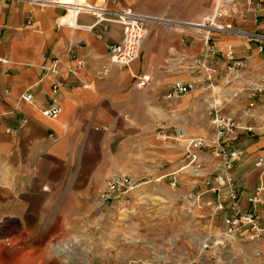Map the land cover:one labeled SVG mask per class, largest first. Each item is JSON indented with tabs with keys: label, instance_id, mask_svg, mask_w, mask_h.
<instances>
[{
	"label": "crops",
	"instance_id": "obj_1",
	"mask_svg": "<svg viewBox=\"0 0 264 264\" xmlns=\"http://www.w3.org/2000/svg\"><path fill=\"white\" fill-rule=\"evenodd\" d=\"M193 1L203 0H86L159 19L148 25L140 58L123 67L108 49L123 37L119 23L89 29L96 17L81 13L83 27L73 29L64 24L65 6L0 0V264H70L59 245L73 243L83 220L106 217L101 193L114 175L169 180L178 200L196 197L205 180L224 170V155L208 145L196 151L195 166L185 167V143L174 138L182 130L211 140L215 107L238 127L224 147L237 153L230 174L239 210L254 212L264 226V189L258 191L264 186V0H230L218 22L232 29L222 31L197 27L204 17L199 7L183 10ZM206 1L212 8L213 0ZM56 59L58 75L43 68ZM141 74L151 81L140 89ZM176 81L193 90L167 99ZM51 107L59 109L56 117L43 114ZM196 166L201 176H194ZM216 202V193H206L188 206L201 213L196 217L211 216ZM227 214L230 209L217 218L223 222ZM252 241L246 239L247 255L255 249L264 258V236Z\"/></svg>",
	"mask_w": 264,
	"mask_h": 264
},
{
	"label": "rangeland",
	"instance_id": "obj_2",
	"mask_svg": "<svg viewBox=\"0 0 264 264\" xmlns=\"http://www.w3.org/2000/svg\"><path fill=\"white\" fill-rule=\"evenodd\" d=\"M217 1L213 0L212 8L206 0L193 1L183 10L195 13L199 7L202 21L209 26L218 9L227 13L230 6V0H221L220 7ZM147 180H140L141 184L123 198L105 204L112 208H107L106 217L99 222L96 213L75 226L73 243L59 245V250L69 256L70 264H264L257 250L247 255L243 237H229L223 245H216V240L222 238L211 233L210 225L217 223L214 228L223 234L224 213L220 214L221 219L215 212L196 217L194 214L201 213L189 210L188 203L193 206L190 199L178 200V191L170 188L169 180L165 185Z\"/></svg>",
	"mask_w": 264,
	"mask_h": 264
},
{
	"label": "built area",
	"instance_id": "obj_3",
	"mask_svg": "<svg viewBox=\"0 0 264 264\" xmlns=\"http://www.w3.org/2000/svg\"><path fill=\"white\" fill-rule=\"evenodd\" d=\"M36 5L39 8H45L49 5H60L67 8L68 17L65 19L64 24L73 29H81L78 23V16L81 13L93 14L96 17L95 24L89 26V29L94 28L101 23H119L123 27V37L118 43L111 44L109 46V55L111 61L119 66H129L140 58L144 41L148 35V25L152 21H158L159 19L138 13L131 8H125L122 10H110L104 7H96L81 0H72L70 3L63 2L62 0H27ZM252 1V0H249ZM224 13L221 10L215 12L214 17L209 23V27L222 31L224 29L231 30V27H223L215 22H218ZM199 26V27H206ZM228 57L234 61V52L232 49L228 51ZM61 61L56 59L49 67L43 66L44 69L52 72L54 75L60 73L59 65ZM236 65V63L234 64ZM151 81L150 75L141 74L136 77L135 86L138 88H144ZM193 84L184 81H176L171 85L170 91L167 95V99H179L187 95L193 90ZM255 95V94H254ZM26 101L31 100V95L23 97ZM43 114L48 117H56L59 114V109L51 107L43 110ZM212 124L215 128V133L211 140H207L203 137H188L185 131H179L177 137L174 138L176 142L186 141L185 149L187 152L188 163L185 167L195 166L197 160L196 151L208 145H212L218 148L219 152L224 155V170L221 173L216 174L212 179L204 181L205 190L200 191L196 197L190 200L192 205L198 204L201 197L206 193H216L217 202L214 204V211L216 213L224 212L228 209L231 210V214H227L223 219L224 232L219 235V240H216V245H223L224 239L231 237H243L250 241L259 239L264 236V226L260 224L259 218L254 212H241L239 210L240 195L235 187L233 178L230 171L234 166V161L237 153L230 152L224 147V143L230 135H233L238 127L235 120L221 112L218 108L212 110ZM243 129V128H242ZM244 130L252 131V128L247 127ZM158 134L163 139H170V137L164 135L162 129L158 130ZM183 167V169L185 168ZM194 176L198 177L202 175V169L199 166L193 167ZM214 183H217L216 186ZM141 183L138 179L128 175L119 174L114 175L106 179L104 189L101 193V200L103 204H110L115 200H119L126 196L131 191L135 190ZM178 184L177 179H173L171 185L176 187ZM227 187V193H222V188ZM264 189L260 187L258 191ZM251 202H257V198L251 199Z\"/></svg>",
	"mask_w": 264,
	"mask_h": 264
},
{
	"label": "bare ground",
	"instance_id": "obj_4",
	"mask_svg": "<svg viewBox=\"0 0 264 264\" xmlns=\"http://www.w3.org/2000/svg\"><path fill=\"white\" fill-rule=\"evenodd\" d=\"M72 2V1H71ZM66 3H70V2H66ZM221 6V0H218V7ZM197 26H205V21H202V23L196 24ZM210 231L212 234H215L217 237H219L220 233L219 231H214L213 230V226L210 227Z\"/></svg>",
	"mask_w": 264,
	"mask_h": 264
}]
</instances>
